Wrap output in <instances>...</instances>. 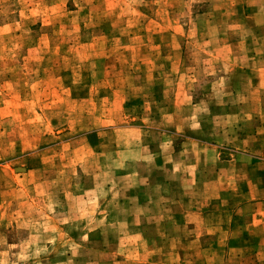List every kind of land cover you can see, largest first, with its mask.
Listing matches in <instances>:
<instances>
[{
	"label": "rangeland",
	"instance_id": "1",
	"mask_svg": "<svg viewBox=\"0 0 264 264\" xmlns=\"http://www.w3.org/2000/svg\"><path fill=\"white\" fill-rule=\"evenodd\" d=\"M259 68L264 0H0V264H178L156 234L185 224L139 213L130 175L176 183L167 152L208 167L209 144L240 234L264 203ZM252 229L212 262L264 264Z\"/></svg>",
	"mask_w": 264,
	"mask_h": 264
},
{
	"label": "crops",
	"instance_id": "2",
	"mask_svg": "<svg viewBox=\"0 0 264 264\" xmlns=\"http://www.w3.org/2000/svg\"><path fill=\"white\" fill-rule=\"evenodd\" d=\"M257 71V87L264 92V70L259 68ZM167 143H169V141L165 144ZM169 144H171V142ZM189 145L193 147L200 146V140L190 139L188 141V146ZM206 147H211V149L207 151V154L212 151V157L208 159V167L206 165L204 167L200 160L201 157L198 158L194 149L191 151L194 153L192 157L185 155L191 152L183 150L180 151L178 155L179 158H181L176 160L174 151L169 150L167 152L165 155V164L171 163L173 166L172 168H174L173 172L179 175V181L176 183L169 182L170 179L166 177L163 179V182L160 183L159 189H157L150 186L152 175L148 176L149 173L145 174V176L140 175L139 172L130 175V179L133 177L134 180V184L131 185V188H135L132 189L135 193V196L132 198H134L139 213L145 217L152 214L155 209L150 217V221L152 219L160 226H169L173 223H180L181 226L185 224V226L180 229L181 233L165 235L164 232H161L156 234V236L162 239L165 238L166 242L169 243L167 252L166 247H160L152 251L148 245L142 244L136 246V243L130 250L136 252L138 255L145 253L149 254L150 252L160 253L165 250L168 254L177 255L178 264H196L195 260L197 259L206 261V264H214L212 262V255H218L219 252L226 254L232 252H246L247 250L228 247V241H226V243L217 242L212 244V239L250 236L252 233L249 231L256 230L252 229L253 227L260 228V226H262L264 231V212H262L261 208L264 206V203H257L258 209L256 210V214L252 216L253 220L247 221L245 219L246 222L244 223L246 224L244 227L242 226V232L238 235L234 233L235 229L233 227H235V221L232 220V216L238 215V213L232 215V210L229 209L228 203L222 198L223 191L227 192L230 189L233 190V187L228 183V179L232 178L228 174L229 171L217 170L215 167L221 162L219 155L222 153V151H220L222 146L218 144H209L206 145ZM242 156L246 157V155ZM176 174L171 178L172 180L178 179ZM140 180L142 182H140ZM256 180L258 183L256 185L257 188L263 189L264 176L260 175V178ZM248 181L249 179L247 178L246 184L249 183ZM172 183L173 188H177L178 190L176 196L174 194L170 196L168 191ZM156 189L159 192L153 195L154 200H152L148 192L149 190L156 191ZM139 192L143 193L140 194ZM214 201L218 204H214ZM249 222L250 225H248ZM128 237L130 239L135 238V242L143 238L142 235L137 232L129 233ZM201 255L203 257L199 258ZM193 256H195L196 259L191 263ZM202 264H205V262Z\"/></svg>",
	"mask_w": 264,
	"mask_h": 264
}]
</instances>
